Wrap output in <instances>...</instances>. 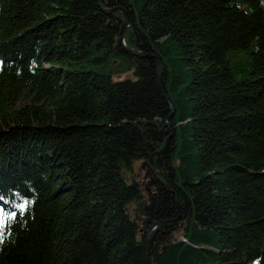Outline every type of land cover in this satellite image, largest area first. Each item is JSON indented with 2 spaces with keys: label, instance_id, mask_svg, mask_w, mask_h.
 I'll return each instance as SVG.
<instances>
[{
  "label": "trees",
  "instance_id": "trees-1",
  "mask_svg": "<svg viewBox=\"0 0 264 264\" xmlns=\"http://www.w3.org/2000/svg\"><path fill=\"white\" fill-rule=\"evenodd\" d=\"M0 59V264H264L260 0H0Z\"/></svg>",
  "mask_w": 264,
  "mask_h": 264
},
{
  "label": "clouds",
  "instance_id": "clouds-1",
  "mask_svg": "<svg viewBox=\"0 0 264 264\" xmlns=\"http://www.w3.org/2000/svg\"><path fill=\"white\" fill-rule=\"evenodd\" d=\"M261 7H264V0H260ZM11 66V65H9ZM36 61L33 59L29 63V70L33 71L36 67ZM5 69V63L3 59H0V73H3ZM19 74V70L17 72ZM0 199H4L0 197ZM5 203H8V200L4 199ZM35 204L34 199L24 198L20 203H13L12 207L16 209V211H5L3 207H0V245L4 243L9 237L12 235L11 226L16 222L17 212L21 217L25 214V212L31 208ZM23 206V207H22ZM7 226V233L5 231ZM262 258H257L252 262V264H260V260Z\"/></svg>",
  "mask_w": 264,
  "mask_h": 264
},
{
  "label": "water",
  "instance_id": "water-1",
  "mask_svg": "<svg viewBox=\"0 0 264 264\" xmlns=\"http://www.w3.org/2000/svg\"><path fill=\"white\" fill-rule=\"evenodd\" d=\"M116 9L121 10V11L123 12V14H124V22H123V24H122V26H121V28H120V31H119V38H118L119 42H120V43L124 46V48H125L126 50H128V51H130V52H132V53H135V54H143L142 52L136 51V50H134V49H132V48H129V47L125 46V43H124V40H123V36H124V30H125V27H126V25H127L128 19H127V16H126V12H125L122 8L117 7ZM158 69H159V60L157 59V71H158ZM158 82H159V79H158ZM168 120H170V116L168 117ZM166 145H167V143H166L165 146H164L160 151H158V152H162V151H164ZM158 152H156V153H158ZM156 153H153V154L150 156V162H151V164H152V165H153V166H154L159 172H161V173L164 175V173L162 172V170L160 169V167L157 166V165L155 164L154 160H153V155H155ZM164 176H165V175H164Z\"/></svg>",
  "mask_w": 264,
  "mask_h": 264
},
{
  "label": "rangeland",
  "instance_id": "rangeland-1",
  "mask_svg": "<svg viewBox=\"0 0 264 264\" xmlns=\"http://www.w3.org/2000/svg\"><path fill=\"white\" fill-rule=\"evenodd\" d=\"M242 54H243V52H240V51L234 52L233 58H235V59L241 58ZM233 58L231 57L232 60H234ZM135 170L138 173V175H140L142 173L141 170H140V167L138 165L135 166Z\"/></svg>",
  "mask_w": 264,
  "mask_h": 264
},
{
  "label": "snow or ice",
  "instance_id": "snow-or-ice-1",
  "mask_svg": "<svg viewBox=\"0 0 264 264\" xmlns=\"http://www.w3.org/2000/svg\"><path fill=\"white\" fill-rule=\"evenodd\" d=\"M23 207V206H22Z\"/></svg>",
  "mask_w": 264,
  "mask_h": 264
}]
</instances>
